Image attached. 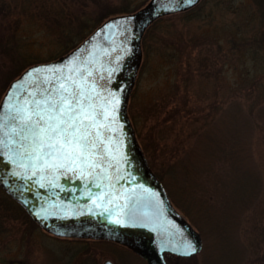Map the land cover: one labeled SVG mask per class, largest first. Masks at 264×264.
<instances>
[{
  "label": "rangeland",
  "instance_id": "1",
  "mask_svg": "<svg viewBox=\"0 0 264 264\" xmlns=\"http://www.w3.org/2000/svg\"><path fill=\"white\" fill-rule=\"evenodd\" d=\"M83 1L0 0V100L26 66L66 54L105 19L137 11L149 2L102 0L111 2L109 10L127 7V11L99 16ZM65 13L70 23L63 36L55 27L67 22ZM141 48L127 114L148 164L165 184L162 175L168 166H176L180 151L206 122L228 109L233 112L237 105L243 109L264 105V15L254 0H200L196 6L156 18L144 31ZM201 60L208 63L206 71ZM250 123L252 154L262 172L263 190L230 243L239 251V262H229L231 253L221 252L224 242L203 237L202 249L196 253L199 261L188 263L173 256V262L264 264V122ZM170 124L175 126L171 135L158 141L154 131ZM1 196L7 199L6 193ZM16 208L17 220L6 221L8 229L0 240L3 263L102 264L110 258L115 264H143L119 248L96 244L100 240L52 236L20 205ZM254 248L257 253L251 252ZM118 251L124 254L119 257Z\"/></svg>",
  "mask_w": 264,
  "mask_h": 264
},
{
  "label": "water",
  "instance_id": "2",
  "mask_svg": "<svg viewBox=\"0 0 264 264\" xmlns=\"http://www.w3.org/2000/svg\"><path fill=\"white\" fill-rule=\"evenodd\" d=\"M199 1L192 0L189 4L187 0H149L137 11L113 15L66 54L31 64L10 82L0 100V185L44 229L56 235L77 236L79 229H96L92 219L97 220L107 226L112 239L124 241L145 253L148 264H168L165 251L191 256L202 249L200 232L171 205L161 182L147 176L149 164L127 114L129 95L142 59L144 31L156 18L186 10ZM117 50H120L118 56L111 57ZM60 84L68 89L63 94L69 98L72 92L83 94L79 97L83 109L95 117L98 125L95 129L88 128L96 147L72 160L48 156V149L34 151L39 137L33 133L45 124L42 122L29 130L39 117L33 115L32 122L25 120L27 114L37 111L45 117L56 115L44 111L48 108L44 104L37 109L34 101L43 100L49 93L53 99L58 98L63 92ZM84 123L87 126L92 121ZM102 156L109 163L103 164ZM60 164L64 167H59ZM109 165L119 179L138 188H134L138 197H133L121 217V207L131 199L127 201L125 193L116 194L115 185L107 178ZM97 167L105 168L95 172ZM91 172V182L77 180ZM134 172L147 177L137 174L140 180H136ZM150 185L156 186L152 195H148L152 190L146 188ZM79 189H86L89 194L81 195ZM84 199L88 201L83 203ZM164 199L172 214L162 212L159 203ZM124 228L132 232L126 240L118 235ZM182 230L189 236L180 241L175 234ZM189 244L195 246L196 252L183 255ZM102 264L115 263L107 258Z\"/></svg>",
  "mask_w": 264,
  "mask_h": 264
},
{
  "label": "trees",
  "instance_id": "3",
  "mask_svg": "<svg viewBox=\"0 0 264 264\" xmlns=\"http://www.w3.org/2000/svg\"><path fill=\"white\" fill-rule=\"evenodd\" d=\"M254 1L264 15V0ZM87 3L94 11H99V16L127 11V7L109 10L110 1L82 2L86 5ZM189 11L190 9L185 13ZM82 12L84 14L85 9ZM66 13L67 22L57 23L55 27L63 36L67 34L69 28L67 25L70 23ZM200 63L201 68L206 71L208 64L206 60H201ZM254 119L264 122V105H256L252 109H243L237 105L233 112L229 109L221 112L212 122H206L202 128L194 132L195 137L188 147L180 148L183 149L180 151V159L176 166L175 164L168 166L164 176L162 175L174 205L199 230L204 239L213 238L216 242H224L221 252L231 253L227 259L232 263H237L240 259L239 251L230 247V243L239 232L244 215L255 204L263 190L262 172L252 154L251 127L254 126L250 121ZM174 128L175 126L170 124L155 130L158 141L162 142L170 136ZM172 148L173 146L171 150L168 149L169 155L173 153ZM174 149L176 151V147ZM96 244L119 248L130 254L132 261L134 256L142 260L143 264H147L137 253L125 246L102 240ZM251 252L257 253L258 249L254 248ZM121 254L124 253L119 252L118 256ZM198 255L176 256L175 260L192 263L196 262V259L199 261ZM169 263L177 264L173 262V258L169 259Z\"/></svg>",
  "mask_w": 264,
  "mask_h": 264
},
{
  "label": "snow or ice",
  "instance_id": "4",
  "mask_svg": "<svg viewBox=\"0 0 264 264\" xmlns=\"http://www.w3.org/2000/svg\"><path fill=\"white\" fill-rule=\"evenodd\" d=\"M187 2L190 4L192 0H187ZM33 71H39V69ZM28 75H31V73ZM59 87L63 92L58 95V98L53 99L51 93H49L43 100L34 101L37 109L41 108V104H44L48 106L44 111L54 112L56 115L49 114L45 117L37 111L27 114L25 120L32 122L33 115L39 117L29 126V130L42 122L45 124L43 128L33 133L34 136L39 137V142L36 144L34 151L40 152L48 149L49 151L46 153L48 156L72 160L83 155L86 150L96 147L95 139H90L92 132L88 131V128L95 129L98 128V125L95 124V117L84 111L82 99L79 98L83 95L82 93L72 92L70 93L71 98H69L68 95L63 94L68 92L64 84H60ZM44 91H47V89H44ZM41 95H43V92H41ZM73 102H75V107ZM77 108L80 110L77 111ZM85 121H92V123L85 126ZM39 158L37 156V159ZM51 166L53 165H49V167ZM59 167H64V165L60 164ZM195 252V246L189 244L182 254L191 255Z\"/></svg>",
  "mask_w": 264,
  "mask_h": 264
},
{
  "label": "flooded vegetation",
  "instance_id": "5",
  "mask_svg": "<svg viewBox=\"0 0 264 264\" xmlns=\"http://www.w3.org/2000/svg\"><path fill=\"white\" fill-rule=\"evenodd\" d=\"M128 41V40H126ZM129 42V41H128ZM119 51L120 50H117L115 51V53H113L111 55V57H116L118 56L119 54ZM130 96V95H129ZM100 147H101V144H100ZM143 152V151H142ZM144 155V153H143ZM146 161H147V158L146 156L144 155ZM132 160V158H131ZM102 163L105 164V163H109L108 159L105 157V156H102ZM148 163V161H147ZM132 165H134V161L132 160ZM101 167H97L95 169V172H99V171H102L105 167H103L102 169H100ZM108 168V175H107V178L110 179V182L112 184L115 185V192L116 194L118 195H123L124 193L126 194L125 195V198H127V201L130 200V202H128V204L124 207H121L120 211H119V216H123L126 209L128 208V206L130 204H132L133 202V197L136 198L138 197V194L134 192V188H137V187H134L132 186L130 183H125L123 182V179H119L118 175L116 174L117 172L116 171H113V166H107ZM129 170L131 171L132 168H129ZM137 171V170H136ZM135 174V178L136 180H140L138 179L137 177V174H140V173H136L134 172ZM143 174V173H142ZM140 174V175H142ZM147 176L149 178H154L156 180V182L160 181L162 186L164 187V190L170 200V203L171 205L182 215V213L180 212V210L174 205V203L172 202L171 200V197L169 196V193H168V190L165 186V184L163 183V181L156 175V173H154V171L151 169L150 165H149V168L146 172ZM92 175H93V172L89 173L88 175H82L81 177H78L77 180L78 181H82V182H91L92 181ZM145 177H147L145 174H143ZM119 179V180H118ZM105 182V181H103ZM81 188V187H80ZM146 188L150 189L151 192L148 193V195H152L154 193V190L156 189V186L154 185H150V186H147ZM138 189V188H137ZM0 193H6L7 195V199H4L2 196H1V199H0V240L3 238L4 236V233L6 232V230L8 229V227L5 225L6 221L7 220H11V221H15L17 220V216H18V211H17V208L16 206L20 205L23 209L24 206L15 198H13L12 196H10L6 191L5 189L0 185ZM69 193V192H68ZM79 193H81V195H86V194H89V191L88 190H82V189H79ZM70 194V193H69ZM156 194V193H155ZM154 194V195H155ZM107 197V196H106ZM108 199V198H107ZM160 199V198H159ZM85 201H82L83 203H86L88 200L87 199H84ZM14 202L16 204V206L12 203L7 204L9 202ZM122 203H124V201H122ZM112 204V202H110V205ZM159 204H161V207H162V212H165V215H168V214H172L173 213V210L166 204V199H164L162 202H160ZM10 207V209L8 208ZM26 213H28V211L25 209ZM2 215H4L5 219L3 221L2 219ZM28 215H30L28 213ZM31 216V215H30ZM183 216V215H182ZM32 218V216H31ZM15 219V220H14ZM33 219V218H32ZM34 220V219H33ZM35 221V220H34ZM97 220H94L92 219V223H94V225H97L96 226V229H89V228H82V229H79L78 232L80 233V235H77V236H61V235H56L54 234L53 232H50L48 230L47 233H49L50 235L52 236H55L57 238H73L75 240H78V241H81V240H93V241H98V240H102V241H111L113 243H117L119 245H122V246H125L129 249H131L132 251L136 252L142 259H144L146 261V263L148 264L147 262V259L143 256L145 253H142L141 251H137L133 248L132 245L124 242V241H119V240H116V239H112V237H110L112 235V233L110 232V230H106L107 226H105L104 223L102 222H96ZM39 226H41L37 221H35ZM91 223V224H92ZM85 224H88V223H85ZM11 227H13V223L11 224ZM42 227V226H41ZM89 233V234H88ZM129 233H132L129 231V228H124V230H122L120 233H118V235L121 237V239H127L126 236L129 234ZM169 233V232H168ZM84 234H87V235H84ZM177 240H180V241H183L186 237H188V233L186 230H182V231H176V234H175ZM0 253H1V250H0ZM164 254V257L167 261L168 264L169 263V259L170 258H173V256H177L176 254L172 253V252H169V251H165L163 252ZM3 260L5 259H2L0 257V264H9V263H3ZM12 264H15V263H12Z\"/></svg>",
  "mask_w": 264,
  "mask_h": 264
},
{
  "label": "bare ground",
  "instance_id": "6",
  "mask_svg": "<svg viewBox=\"0 0 264 264\" xmlns=\"http://www.w3.org/2000/svg\"><path fill=\"white\" fill-rule=\"evenodd\" d=\"M202 1V0H201ZM196 6V5H195ZM176 14V13H175ZM160 20V19H159Z\"/></svg>",
  "mask_w": 264,
  "mask_h": 264
}]
</instances>
